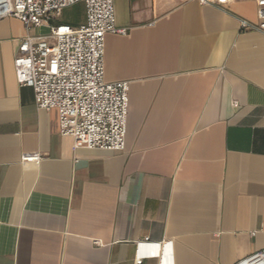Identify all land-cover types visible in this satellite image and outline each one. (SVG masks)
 Listing matches in <instances>:
<instances>
[{
    "label": "crops",
    "instance_id": "1",
    "mask_svg": "<svg viewBox=\"0 0 264 264\" xmlns=\"http://www.w3.org/2000/svg\"><path fill=\"white\" fill-rule=\"evenodd\" d=\"M115 8L127 32L106 35L105 79L130 82L123 150L61 133L14 67L49 26L0 19V264H233L264 249V32L242 26L257 3ZM62 13L50 24L85 21L84 4L76 22Z\"/></svg>",
    "mask_w": 264,
    "mask_h": 264
},
{
    "label": "built area",
    "instance_id": "2",
    "mask_svg": "<svg viewBox=\"0 0 264 264\" xmlns=\"http://www.w3.org/2000/svg\"><path fill=\"white\" fill-rule=\"evenodd\" d=\"M82 1L85 21L78 26L52 25L64 9ZM234 0H199L220 6ZM260 22L243 27L264 32V0H254ZM15 17L27 28L49 26L40 36L22 38L14 59L17 81L31 86L39 108L57 109L60 131L75 140V147L123 150L126 146L130 82L105 79V41L109 32L126 34L117 25L115 0H0V19ZM238 106V101L233 102ZM23 161L39 163V153ZM136 264H143L139 256ZM233 264H264V249Z\"/></svg>",
    "mask_w": 264,
    "mask_h": 264
},
{
    "label": "rangeland",
    "instance_id": "3",
    "mask_svg": "<svg viewBox=\"0 0 264 264\" xmlns=\"http://www.w3.org/2000/svg\"><path fill=\"white\" fill-rule=\"evenodd\" d=\"M83 4L84 3L80 1L77 4L64 9L62 13V17L64 18V20L76 22L81 15Z\"/></svg>",
    "mask_w": 264,
    "mask_h": 264
}]
</instances>
